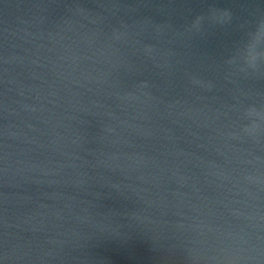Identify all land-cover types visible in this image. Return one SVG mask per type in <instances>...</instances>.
Listing matches in <instances>:
<instances>
[{"label":"water","instance_id":"water-1","mask_svg":"<svg viewBox=\"0 0 264 264\" xmlns=\"http://www.w3.org/2000/svg\"><path fill=\"white\" fill-rule=\"evenodd\" d=\"M0 264H264V0H0Z\"/></svg>","mask_w":264,"mask_h":264}]
</instances>
